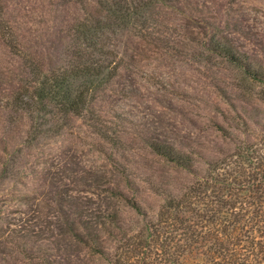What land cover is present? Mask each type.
Here are the masks:
<instances>
[{"label":"rangeland","instance_id":"1","mask_svg":"<svg viewBox=\"0 0 264 264\" xmlns=\"http://www.w3.org/2000/svg\"><path fill=\"white\" fill-rule=\"evenodd\" d=\"M0 264H264V0H0Z\"/></svg>","mask_w":264,"mask_h":264},{"label":"trees","instance_id":"2","mask_svg":"<svg viewBox=\"0 0 264 264\" xmlns=\"http://www.w3.org/2000/svg\"><path fill=\"white\" fill-rule=\"evenodd\" d=\"M217 48H220L221 50H223V49H225L224 47H222L221 45H217L216 46ZM226 50V49H225ZM103 80V79H102ZM44 88L42 89V90H40V91H38V92H36V100L39 102V100H40V98H45V97H50V98H56V97H63V98H65V95H64V93H65V91H63L62 92V90H61V88H59L58 86V84H56V85H52V86H49L48 88H45L46 87V85H42ZM46 89V90H45ZM39 93V94H38ZM62 93V94H61ZM66 94V93H65ZM67 95V94H66ZM79 96H81L82 97V95L80 94ZM66 98H70V96L69 95H67L66 96ZM73 104H77L75 101L73 102ZM163 154V153H162ZM165 154V153H164ZM170 154V153H169ZM176 162L177 163H179V164H181V160H186L185 158H184V156H182V157H180V156H178V157H176Z\"/></svg>","mask_w":264,"mask_h":264}]
</instances>
